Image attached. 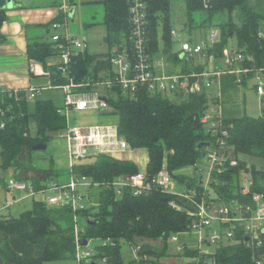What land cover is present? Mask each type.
Here are the masks:
<instances>
[{"label":"trees","instance_id":"16d2710c","mask_svg":"<svg viewBox=\"0 0 264 264\" xmlns=\"http://www.w3.org/2000/svg\"><path fill=\"white\" fill-rule=\"evenodd\" d=\"M179 1L184 2L187 15L184 29L192 40H197L202 31L219 28V40L204 51L208 58L214 56L217 60L221 59L225 48L231 40H235L236 48L254 56L255 61L250 63L251 66L264 67V14L250 5L249 0H211L208 7L204 6L203 0H151L149 33L150 47L154 54L162 48L170 65L180 67L182 72L203 69L200 60L181 58L177 52L172 51L175 41L172 36L175 4ZM102 3V23L107 30L105 39L111 49L127 41L131 33L130 0H102ZM61 4L59 1L56 6L60 8ZM7 15L6 9H0V42L7 41L1 32ZM55 20H62V16L58 15L42 26L50 32ZM89 25L87 23L86 26ZM55 55H58V49L50 38L38 40L29 37V58L46 65L48 58ZM107 55L108 52L92 53L88 49L79 52L71 68L75 81L90 82L88 89L94 87V82L103 79L100 72L110 69V62L105 59ZM50 71L54 83L66 82L55 66ZM254 75L255 72L242 74L240 83L245 85ZM13 92L0 88V109L5 111L4 116L0 114V152L4 168L15 167L22 171L24 168H32L27 164V159L33 160L35 144H49L69 125L61 106L54 101L36 100L31 109L26 91L18 90V95ZM209 92L205 90L175 100L146 89H141L132 97L126 95L119 86H114L112 96L108 97L111 111L107 113L118 116L122 135L133 149H147L148 179L157 176L166 166L179 182L189 188L196 187L203 193L204 187L198 178H188L183 174H175V171L189 166L197 167L207 147L215 143V136L202 121L211 106L219 102ZM261 104V114L258 116L244 114L241 117L222 119L224 127L228 129L226 144L240 162L231 172L220 175L218 184L214 179L210 188L216 190L229 204L236 198L242 202L246 199L238 183L239 172L243 169L253 176L251 193H264V170L249 167L238 157L239 153H247L264 158V96ZM31 119L36 123L35 131L30 128ZM95 157L94 162L85 159L77 161L71 172L99 184L97 205L75 212L67 204L47 205L42 200H34L32 208L21 212L16 218L31 225L23 238L35 245L34 256L18 254L10 245L8 235L0 233V256L4 264H47L54 260L76 259V214L83 227V243L91 238L104 239L92 257L81 264H125L123 239L131 245H137L139 250V258L134 257L129 264H161L160 259L168 254L172 235L189 227L190 217L187 212L174 208L171 201L176 196L162 191L157 185L140 194H134L130 188H126L119 195L113 186L115 179L138 173L140 165L134 160L119 159L101 152ZM44 159L49 162V167L43 175L29 177L36 190L47 187L56 178H59V183H65L63 175H70L69 171L54 168L52 155ZM87 219L93 223L87 224ZM234 232L236 235L230 243L218 246L217 259L226 264H255L251 249L244 243V234L240 230ZM192 253L194 250H186L187 255ZM145 256H148L147 259H144Z\"/></svg>","mask_w":264,"mask_h":264},{"label":"built area","instance_id":"2783aa9c","mask_svg":"<svg viewBox=\"0 0 264 264\" xmlns=\"http://www.w3.org/2000/svg\"><path fill=\"white\" fill-rule=\"evenodd\" d=\"M151 0H130L129 14L131 21V33L127 41L123 44H116L108 51L105 57L110 62V69L102 70L103 79L94 82V87L88 89L90 82H76L72 71L74 57L81 51L87 49L85 37L79 39L72 36L68 29V20L74 14L69 0H63L59 8V16L62 20H55L52 25L53 32L50 39L54 41L60 57L59 62L53 64L57 71L66 79V82L59 85H49L60 88L64 91V103L61 111L69 114L71 110L86 111H111L109 96H112L114 86H119L126 95L135 97L141 89H146L151 93H172L176 96L187 97L190 94L201 93L209 90L219 82L225 71L233 73L238 77L242 74L255 72L257 80V92L264 96V67L251 66L255 61L251 54H247L234 46H228L224 50L223 65L219 64L216 57L210 58L204 53L205 49L220 38V30L214 27L209 34L192 40L180 35L178 30H172L174 39H178L177 52L181 58L188 60H200L203 64L201 71L192 72L170 71V61L167 55L158 50L154 54L150 47L149 33V8ZM204 6L211 5V0H203ZM32 71L35 72L34 66ZM51 75V71H45ZM91 86V85H90ZM9 90V89H7ZM38 88H31L28 91L27 99H34ZM18 95V90H14ZM185 95V97L183 96ZM215 99L219 94L209 92ZM103 98H107L105 101ZM0 114L4 116L5 111L0 109ZM202 121L209 124V132L215 136L214 145H209L206 149L209 170L196 167V178L204 187L203 193L196 187L180 188L173 178V174L166 166L162 168L157 176L148 179L146 168H141L138 173L121 176L115 179L113 186L119 195H122L126 188H130L134 194L149 191L153 185L159 186L162 191L176 196L171 201V205L178 210H185L190 217L189 227L177 234L172 235L170 242L176 243V252L180 253L185 260L182 264H226L217 259L218 246L228 244L235 237L237 230L244 236V243L252 252V260L255 264H264V193H251V186L254 183L252 174L246 170L239 172V185L241 194L246 199L244 202L233 199L230 204L224 201L220 194L213 190L210 192L211 183L215 179L218 184L219 176L229 173L239 165V159L233 154L226 144L225 137L228 136V129L224 127L219 114V105L211 106L204 115ZM4 127L5 124L2 123ZM119 124H94L87 129L77 126H68L59 132L58 137L66 139L69 143L68 157L71 171L77 161L92 155L91 151L97 150L98 154L105 153L115 158L121 152L133 150L128 141L118 136ZM217 176V177H216ZM215 177V178H214ZM243 179L244 184L241 183ZM224 182V181H221ZM179 183V181H177ZM182 184V183H181ZM8 187H16L18 190L28 191L30 195L37 192L43 193V202L47 205L67 204L75 212L89 207L83 201L91 200L88 193H82L81 189L86 188L87 192L93 187H99L98 183H93L86 176H76L74 173L65 183L50 182L47 187L36 190L33 184L24 180H11ZM98 203V202H97ZM93 203L90 206L97 205ZM83 229L79 226V217L75 215V237H76V259L78 264L89 260L92 251L84 250L82 239ZM197 234V244H191L188 239H180V234ZM248 238V239H246ZM107 242V241H106ZM105 242V243H106ZM194 250V253L187 255L186 250ZM134 257L139 258L137 245H132ZM145 256L144 259H147Z\"/></svg>","mask_w":264,"mask_h":264},{"label":"crops","instance_id":"0c3cea01","mask_svg":"<svg viewBox=\"0 0 264 264\" xmlns=\"http://www.w3.org/2000/svg\"><path fill=\"white\" fill-rule=\"evenodd\" d=\"M16 2L20 4V6L6 9L8 18L3 22L1 27V32L4 34L7 41L0 42V88L9 90H24L27 92V94L31 88H38L36 97L34 99H29L31 109L34 107L35 101L39 99L52 100L55 104L62 106L65 96L64 91L60 88L49 86L51 83L52 85H59L62 83H54L52 76L45 73V71L50 70L53 64L59 62V55L48 58L46 65L36 59H31L28 56L29 37H34L38 40H48L53 32V29L49 32L42 25L50 22L52 18L54 19L59 15V7L49 5L50 3L33 6L26 5L24 1ZM33 66L35 68V72L32 71ZM212 88V93L219 94V114L222 119L236 118L241 117L244 114H249L247 113L248 108L246 105L247 94L244 93L242 84L238 81L237 77L233 73L225 71V73L221 75L219 82L213 85ZM75 112L81 113L84 111L71 110L69 114L63 112L67 117L69 126H77L82 129H87L94 124H112L110 121H100L92 124L76 123L75 125H72L71 117L74 116ZM99 113L105 117L116 116L118 121L113 124H119L117 115L109 114L107 111H99ZM30 128L32 131H35L36 129V123L32 119L30 121ZM64 141L65 151L62 154L64 157H61L58 154H54L52 157L54 168H59V170L70 172L69 176L63 175V179L68 182L73 173L71 172L69 166V143L66 139H64ZM146 150L147 149L145 148H136L133 150L124 151L121 152L118 158L134 160L140 165V168H146V164L148 162V152ZM91 156L95 157L96 154H92ZM21 172L20 177L17 180H24L30 183V176L21 178ZM41 176L42 173H38L36 177ZM52 182H59V178L52 180ZM20 191L25 192L23 190ZM18 216H13L10 209L8 210L7 215L1 216L0 233L8 235L10 245L18 254L32 257L35 253V245L27 242L23 238V234L31 229V225L27 221L16 220ZM79 226H81L83 229L80 221Z\"/></svg>","mask_w":264,"mask_h":264},{"label":"rangeland","instance_id":"374dc122","mask_svg":"<svg viewBox=\"0 0 264 264\" xmlns=\"http://www.w3.org/2000/svg\"><path fill=\"white\" fill-rule=\"evenodd\" d=\"M15 1H21L26 5H57V2L63 1V0H15ZM69 3L71 4V7L74 9V16L69 18L68 20V29L69 33L72 36H76L79 39H83V37L87 40V49L88 51L92 53H103L109 51V44L106 42V26L102 23L104 18V5L102 3V0H74L73 3H71V0H69ZM249 4L255 7L259 12L264 14V0H249ZM184 2L179 1L175 4V12H174V26L182 36L188 38L189 34L187 33L186 29H184V21L186 20V8H184ZM235 15V13H234ZM91 24L89 26H85L86 24ZM210 30L202 31L199 34V37H206L209 34ZM174 48L177 49L178 47V39H174ZM230 47H235V40H231ZM161 47V46H160ZM162 49V48H161ZM163 51V49H162ZM219 64H223V60L218 61ZM179 71L180 67H172L170 65V71ZM104 73L100 72V77ZM105 76V75H103ZM257 84V80L255 78L248 79L247 83L245 85H242L244 93L247 94V113L251 114L252 116H258L261 114V103L263 96L258 94L256 92L255 85ZM211 91V88L209 89ZM213 91V88H212ZM172 99L179 100L182 98V96H176L172 93L166 94ZM185 97V95H183ZM219 101V97L217 99ZM63 102V100H62ZM60 102V103H62ZM219 105V102L217 103ZM74 113V116L71 117V124L75 125L76 123H96V122H112L116 123L117 117L111 116V117H105L99 113L98 110H88L81 113ZM70 124V125H71ZM206 129L208 130L209 124H205ZM65 141L62 138L55 137L54 140L49 143L48 148L46 150H38L33 152V160L30 161V159H27V164L32 168L24 170L16 169L15 167H8L4 168L2 166V159H1V152H0V218L1 216H5L8 214V210L10 209L11 214L13 216H18L21 212L32 208L33 201L34 200H43L44 195L43 193L37 192L33 196L26 192H22L18 190L16 187H8L11 180H17L20 177L21 172V178L23 177H36L38 173H44L46 168L49 167V163L47 160L44 159L45 156H51L54 154H58L61 157H64L62 155L65 151L64 147ZM1 151V146H0ZM238 157L245 161L249 167H256L257 169L264 170V158L254 156L247 153H239ZM24 156L21 157L22 160H24ZM66 158V156H65ZM85 161H95L94 156H88L84 158ZM209 162L207 161V155L200 158V160L197 163V168L203 169L204 171L209 170ZM23 173V174H22ZM175 174H183L186 175L188 178H194L196 176V167L195 166H189L185 167L183 169L175 171ZM27 175V176H26ZM174 178V175H173ZM175 179V182L178 185H180V188H185L186 185L181 184V182L177 183V179ZM241 183L244 184L243 179L241 180ZM211 193H214V191L210 188L209 189ZM82 193H88L89 197H91V200L85 199L83 202L90 206L93 203H97L98 197H99V188L93 187L90 190L86 188L81 189ZM9 205V206H8ZM10 208H8V207ZM85 221V220H84ZM181 233V232H180ZM184 233V232H183ZM180 234L181 242L183 243V240H190L191 244H197V234ZM88 244L83 247L84 250L88 251H96V249L101 246L104 243L103 238H91L88 240ZM142 241H138V243H141ZM176 243L169 242V251L168 254L163 256L160 259L161 264H182V262L185 260V258L180 255V253L176 252ZM122 251H123V258L125 264H129L130 261L134 258V250H132V245L129 241L123 239L122 240ZM47 264H78L77 259H62V261L54 260L49 261Z\"/></svg>","mask_w":264,"mask_h":264},{"label":"water","instance_id":"95a60500","mask_svg":"<svg viewBox=\"0 0 264 264\" xmlns=\"http://www.w3.org/2000/svg\"><path fill=\"white\" fill-rule=\"evenodd\" d=\"M20 6V4H18L15 0H0V9H7V8H13V7H18ZM74 14H72L73 16ZM105 101H107V98H103ZM122 131H121V127H118V136H121ZM202 146V144H200V147ZM48 148V144L47 143H37L33 146V150L38 151V150H46ZM91 153L93 154H98L97 150H93L91 151ZM87 224L91 225L93 223L92 220L87 219L86 220ZM248 239V238H246ZM88 241L85 240L84 241V245H87ZM0 264H4V259L2 258V256H0Z\"/></svg>","mask_w":264,"mask_h":264}]
</instances>
